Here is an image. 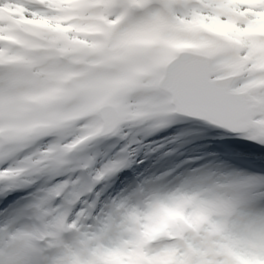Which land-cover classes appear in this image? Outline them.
<instances>
[{
    "label": "snow or ice",
    "instance_id": "6c2138e0",
    "mask_svg": "<svg viewBox=\"0 0 264 264\" xmlns=\"http://www.w3.org/2000/svg\"><path fill=\"white\" fill-rule=\"evenodd\" d=\"M177 115L264 146V0H0V264H105L137 252L167 264H264V214L243 212L264 181L134 192L85 229L93 212L77 205L126 166L127 148L99 169L71 155L133 129L150 135ZM42 176L63 179L31 191ZM181 201L206 223L144 240L146 218ZM26 215L34 226L12 230Z\"/></svg>",
    "mask_w": 264,
    "mask_h": 264
},
{
    "label": "bare ground",
    "instance_id": "6f19581e",
    "mask_svg": "<svg viewBox=\"0 0 264 264\" xmlns=\"http://www.w3.org/2000/svg\"><path fill=\"white\" fill-rule=\"evenodd\" d=\"M36 126H37V127H44L45 125L41 122V123L37 124ZM17 131H18V132H23V131H25V125H21L20 127H18V128H17ZM73 131H74L73 129H67V130H65V132L68 133V134L72 133ZM136 134H137L138 140L141 142V146H142V147L139 149V148L136 147V144H135V143H132V144H131V149H133L134 152H137L138 155L143 156V157H141V161H142L143 163L145 162V166H147V164H148V162H149V159H150L151 157H153L154 154H155V153H151V156L149 155V153H150L149 150H152V149H153V145H154L155 142L150 141V142L152 143V145H150V143L147 141V139H148L151 135H144L142 132H140L139 129H133V130H132V134H130V136H134V135H136ZM60 135H61V134H54V135H51V136L43 137V138H41V141H37L36 143H37L38 145H40L41 147H46V146L48 145V143H47V141H46V140H48V138H51L52 140H54V139H59V138H60ZM130 136H129V137H130ZM234 136H236V135H234ZM238 136H239V135H238ZM240 137H242V136H240ZM243 138H244V137H243ZM244 139H245V140H248V139H246V138H244ZM131 141H134V140L131 139ZM253 144H254V145H257V144H255L254 142H253ZM88 146H89V145H87L86 147L83 146V147L80 149V151H81L83 148H87ZM165 147L167 148V147H168V144L165 145L164 148H165ZM138 151H140V153H139ZM71 156H72V155H71ZM147 157H149V159H147ZM106 163H108V162H106ZM95 166H96V165H95ZM209 178H210V176H206V178H205L203 181H200V183H201V187H207L206 182H207V179H209ZM108 183H111V181H108ZM190 183H191V180H187V179H185V184H188V186H186V187H181V188H177V189L169 188V189H167V190H162V189H160V188H155V187H152V186L145 185V194L167 195V194L172 193V192H175V191H177V190H183V191H188V192L196 191L197 189H195L194 186H193L192 184H190ZM202 183H203V184H202ZM125 198H127L126 194L122 195V196L120 197V199H119L117 202H119V201H121V200H123V199H125ZM183 202H184V201H181V202H179V204L181 203L182 205H184ZM188 202H189V205H188V206H185L184 211H186V209L192 207V203H191V201H188ZM128 203H129V206H136L135 204H133L132 199L129 200ZM243 212H244L245 215H247V216H258V215L264 214V209H260V210H257V211H243ZM193 214H194V212H193L192 214H190V215H187V216H190V217H191V220H195V219H197V218H194V217H193ZM202 214L204 215V213L201 212V214L198 216V218H200V217L202 216ZM103 217H104V215H101V216H100V218H103ZM204 219H205V222H204V223H206V221H207V217L204 216ZM204 223H203V224H204ZM4 225H5V223L0 222V227H3ZM11 227H12V230H15V227H14V226H11ZM118 261H119V260H118ZM118 261H115V259H113V256H111V257H109V258L106 260L105 264H114L115 262H118Z\"/></svg>",
    "mask_w": 264,
    "mask_h": 264
},
{
    "label": "rangeland",
    "instance_id": "374dc122",
    "mask_svg": "<svg viewBox=\"0 0 264 264\" xmlns=\"http://www.w3.org/2000/svg\"><path fill=\"white\" fill-rule=\"evenodd\" d=\"M47 142H50V140L48 139V141Z\"/></svg>",
    "mask_w": 264,
    "mask_h": 264
}]
</instances>
